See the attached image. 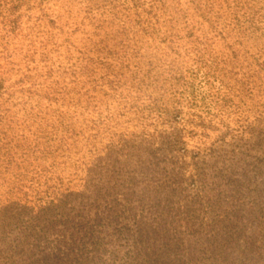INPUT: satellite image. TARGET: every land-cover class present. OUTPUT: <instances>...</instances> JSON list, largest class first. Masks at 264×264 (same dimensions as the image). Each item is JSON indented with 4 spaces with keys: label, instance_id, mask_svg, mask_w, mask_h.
I'll return each instance as SVG.
<instances>
[{
    "label": "trees",
    "instance_id": "trees-1",
    "mask_svg": "<svg viewBox=\"0 0 264 264\" xmlns=\"http://www.w3.org/2000/svg\"><path fill=\"white\" fill-rule=\"evenodd\" d=\"M246 98L240 139L264 120V0H0V219L79 194L61 167L100 174L130 140ZM205 224L184 264H258L245 223Z\"/></svg>",
    "mask_w": 264,
    "mask_h": 264
},
{
    "label": "rangeland",
    "instance_id": "rangeland-1",
    "mask_svg": "<svg viewBox=\"0 0 264 264\" xmlns=\"http://www.w3.org/2000/svg\"><path fill=\"white\" fill-rule=\"evenodd\" d=\"M245 102L237 113L234 106L223 114L212 109L219 115L200 126L191 116L173 134L162 126L157 136L130 140V151L100 164V174L77 169L73 176V164L61 167L79 194H60L38 215L33 202L7 212L0 264H184L194 254L189 247H199L194 239L210 229L200 221L213 217L245 223L254 244L244 257L264 264V120L251 115L254 135L233 136L238 115L253 107ZM188 105L183 122L196 107ZM81 177L89 183L81 185Z\"/></svg>",
    "mask_w": 264,
    "mask_h": 264
}]
</instances>
